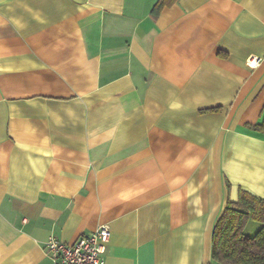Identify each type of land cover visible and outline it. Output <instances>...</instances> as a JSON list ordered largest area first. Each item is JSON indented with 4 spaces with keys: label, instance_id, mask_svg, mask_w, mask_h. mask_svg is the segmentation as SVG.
<instances>
[{
    "label": "crops",
    "instance_id": "0c3cea01",
    "mask_svg": "<svg viewBox=\"0 0 264 264\" xmlns=\"http://www.w3.org/2000/svg\"><path fill=\"white\" fill-rule=\"evenodd\" d=\"M158 1L0 0V264L102 223L110 264H216L264 197V0Z\"/></svg>",
    "mask_w": 264,
    "mask_h": 264
},
{
    "label": "trees",
    "instance_id": "16d2710c",
    "mask_svg": "<svg viewBox=\"0 0 264 264\" xmlns=\"http://www.w3.org/2000/svg\"><path fill=\"white\" fill-rule=\"evenodd\" d=\"M176 1L159 0L154 14ZM252 127L264 129V121ZM250 220L261 223L254 235L245 233ZM212 258L216 264H264V197L240 188L238 200L227 202L213 229Z\"/></svg>",
    "mask_w": 264,
    "mask_h": 264
},
{
    "label": "built area",
    "instance_id": "2783aa9c",
    "mask_svg": "<svg viewBox=\"0 0 264 264\" xmlns=\"http://www.w3.org/2000/svg\"><path fill=\"white\" fill-rule=\"evenodd\" d=\"M260 61L258 56L251 55L248 58L251 67H256ZM110 236L111 227L108 223L100 224L74 243L65 242L52 234L46 242L45 252L52 264H110L104 259Z\"/></svg>",
    "mask_w": 264,
    "mask_h": 264
}]
</instances>
